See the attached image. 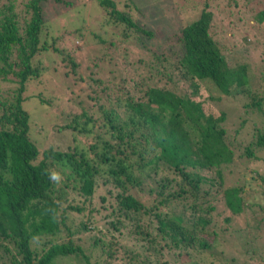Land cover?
Listing matches in <instances>:
<instances>
[{
    "label": "trees",
    "instance_id": "obj_1",
    "mask_svg": "<svg viewBox=\"0 0 264 264\" xmlns=\"http://www.w3.org/2000/svg\"><path fill=\"white\" fill-rule=\"evenodd\" d=\"M97 1L106 21L122 27L123 39H135L145 71L136 70L128 86L99 62L89 59V65L86 57L81 67L65 54L64 74L70 70L76 80L86 79L93 92L87 95L93 105L81 102L80 113L69 114L61 127L72 135L66 149H43L32 130L34 114L51 105L49 95L40 93L48 74L41 62L50 52L62 53L48 29L65 2L7 0L0 7V264H114L112 247L121 236L132 239L134 254L122 248L132 259L141 257L140 264H231L220 248L236 225L260 229L256 219L248 224L256 206L264 222V186L251 184L244 194L242 186L225 185L232 142L225 114L215 116L208 108L221 97L245 99L243 114L256 125L239 157L254 159L264 151V71L261 64L255 72L248 57H228L213 26L227 24L226 38L242 34L230 20L239 12L242 27L258 31L264 28V1L203 0L199 17L173 40L179 49L167 51L149 47L144 38L153 32L114 0ZM249 36H242L248 46ZM33 83L37 96L28 89ZM3 84L11 87L4 90ZM213 88L221 97H214ZM246 123L240 119L234 139ZM259 180L264 183V175ZM96 195L109 228L91 235L89 226L103 223L94 216L98 212L88 206L86 213L71 200L90 204ZM67 211L87 215L73 227ZM82 233H88L84 243ZM95 252L98 260L92 261Z\"/></svg>",
    "mask_w": 264,
    "mask_h": 264
},
{
    "label": "rangeland",
    "instance_id": "obj_2",
    "mask_svg": "<svg viewBox=\"0 0 264 264\" xmlns=\"http://www.w3.org/2000/svg\"><path fill=\"white\" fill-rule=\"evenodd\" d=\"M6 1L0 0V7ZM62 1L65 4H61L62 9L58 13V16L52 19L53 24L48 29V37L55 40L56 46L61 48L62 53L51 54L50 52L48 53L50 54L49 58L47 59V56H45L41 62L43 66H47L48 74L46 73L47 75L41 79L42 90L40 93L44 92V94L49 95L51 105L44 109L45 107L39 104L38 106H41L40 109H44V111L40 116L39 114H34L32 122L33 133L38 138L40 146L43 149L48 147L66 149L67 146L71 145L72 135L69 130H62L61 127L69 123V114L80 113L81 102L84 106L93 105V102L87 98V95L90 94L92 96L93 92L85 84L84 81L86 79L76 80L70 73V70L68 71V76L64 74L66 68L63 66L67 62V59L64 57L65 54L73 55L77 59V62H80L81 67H84L82 62H85L84 58L86 57L87 64L89 65V59H92L96 63L99 62L101 70L107 74L110 73L115 81H119L118 83L122 82L124 78L128 86H132L130 80L134 77L133 74L136 70L145 71L144 68L141 69L142 66L138 63L136 51L133 49L135 39L133 37L129 38L131 40L123 39L121 36L122 27L110 20L106 21L105 11L99 6L97 0ZM114 1L119 10L129 12V15L136 23H140L147 30L153 32L152 38L147 39L143 37L144 42L149 47L155 48L158 51H167V49L173 47L179 49L173 40L177 38V34L183 25L191 23L199 17L202 9L200 6L203 0ZM21 5L20 7H22ZM44 13L51 14L50 11L47 12L45 9ZM234 13L233 18L230 20L234 25L239 24L238 28L240 26L242 34L237 35L235 33V36L231 34L230 38H226L224 34H229L231 29L225 23H215L213 33L216 34V39H221L226 45L230 55L228 57H232L237 61H243L248 57L255 72H259L261 64L264 71V28L260 27V30L256 31L253 28L247 29L242 27L244 18L239 12ZM221 29H223L222 33ZM248 35H250L249 38L251 40L250 46L245 45L243 42V37L246 38ZM169 41H172V43L170 44ZM232 46L236 47L234 48L235 51ZM54 67L58 69L57 72L53 69ZM167 71L177 76V70L169 68ZM35 85L36 83L28 85V89L30 93H35L32 95L37 96L36 93L38 92L35 90ZM3 87H5L4 90H7L11 87V84L5 86L3 84ZM213 90L214 97H221L215 88ZM243 104H245V99L239 96L221 97L220 100L209 103L210 107L208 110L215 116L220 115L222 112L225 114L226 121L224 126L232 142L231 148L234 152V161L224 169V183L227 187L242 186L244 188L243 192L246 194L249 191L248 189L251 188V184H254V186H264V183L259 180V175H264V151L257 152L254 159L239 157L242 147L247 146L253 140L252 131L255 128L254 123L256 125L255 120H251V117L243 114ZM243 118L247 120V123L241 129L236 139H234L237 129L241 128L240 119ZM259 121L263 125L264 121L262 119H259ZM257 127L261 126L257 125ZM82 199L76 197L75 201L71 200V202L85 208L86 213L88 206L90 209L95 207L94 213H98H95L94 216L102 222L104 216H107V220L110 219L107 210L100 207L99 195L93 197L90 204ZM256 200L260 201L262 199L257 198L254 202ZM218 206H221V200ZM253 210L256 213L253 215L248 226L256 219V223H260V229H253V227L243 228L236 225L232 235L226 237L225 244L220 248L225 252L224 256L229 258L227 260L228 263L231 261V264H264V222H260L263 213H261L260 208L257 206ZM66 214L67 222L73 227L77 226L79 221L85 219L87 215L71 211H67ZM104 222L91 224L89 226L93 229L90 231L91 235L97 234L99 231L106 232L109 227L105 226ZM87 234L82 233V243L87 238ZM101 239L110 240L109 236H101ZM122 247L128 248L133 254L135 252L132 239L121 236V238L116 240V245L112 247V250H116V261H114V264H140L138 260H142L141 257H138V260L132 259L131 252L129 251L126 254ZM96 256L95 252L92 261L98 260ZM100 260H102L101 257H99ZM63 263L80 264V262L76 263L72 260Z\"/></svg>",
    "mask_w": 264,
    "mask_h": 264
}]
</instances>
